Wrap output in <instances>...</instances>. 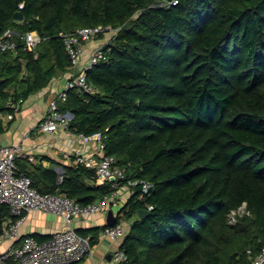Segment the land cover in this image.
I'll return each instance as SVG.
<instances>
[{
  "label": "trees",
  "instance_id": "1",
  "mask_svg": "<svg viewBox=\"0 0 264 264\" xmlns=\"http://www.w3.org/2000/svg\"><path fill=\"white\" fill-rule=\"evenodd\" d=\"M98 25L119 32L87 73L95 93L70 91L58 107L72 115L73 134L104 136L122 183L152 185L116 216L131 220L124 264H251L264 247V0H0V34L43 38L31 52L18 44L0 53V112L68 71L59 32ZM16 169L38 192L81 205L111 191L77 164L63 167L60 182L27 160ZM9 218L0 205V231ZM104 227L76 233L92 246Z\"/></svg>",
  "mask_w": 264,
  "mask_h": 264
},
{
  "label": "built area",
  "instance_id": "2",
  "mask_svg": "<svg viewBox=\"0 0 264 264\" xmlns=\"http://www.w3.org/2000/svg\"><path fill=\"white\" fill-rule=\"evenodd\" d=\"M119 28L109 25L85 27L74 32H59L57 37L61 41L69 60L68 77L64 81L63 89L51 97L46 111L38 124V131L52 135L58 129L66 130L68 145L73 138H80L86 144L91 140L96 142L98 158L84 155L82 150H74V162L87 169L94 170L96 185H109L111 191L98 201L81 205L61 194H42L32 187L29 177L18 175L16 161L26 158L19 145H0V205L10 210V216L1 228L0 244L9 241L12 244L0 252V264H73L84 261L90 256L92 246L88 238H82L74 227L75 222L87 223L96 214L106 212L109 207L119 200V189L123 188L134 193L136 189L148 193L151 183L144 180H130L122 183L125 176L117 167L115 159L104 154V136L75 135L68 130V123L72 119L69 112L61 113L58 103L64 102L70 91L94 94V87L87 81V73L106 60L103 48L118 34ZM43 40L35 32L23 34L15 30H6L0 34V53L14 51L21 44L26 51H33ZM98 41V44L85 53L86 45ZM10 104L14 114L20 112V104ZM39 211L52 214L63 220L64 228L68 231L55 232L48 241L38 242L31 236L22 237L19 228L26 214ZM245 212V205L232 211L228 216L229 223L234 224L236 216ZM128 225L120 221L114 226H105L100 235L108 239L115 247L111 254V264H124L127 256L121 249ZM18 242L19 245H15ZM249 253V252H248ZM251 264H264V247L254 257Z\"/></svg>",
  "mask_w": 264,
  "mask_h": 264
},
{
  "label": "crops",
  "instance_id": "3",
  "mask_svg": "<svg viewBox=\"0 0 264 264\" xmlns=\"http://www.w3.org/2000/svg\"><path fill=\"white\" fill-rule=\"evenodd\" d=\"M97 44L98 41L87 44L85 53L92 50ZM68 75L67 71L61 77L52 80L44 90L30 96L20 105L18 114L9 111L0 112V122L3 127V132L0 134V145H19L22 152L26 154V158L20 160H27L33 171H37L36 168L52 169L58 175V182L63 175V167L75 164L74 150H82L84 155L98 158L94 140L84 144L80 138L76 137L68 145L64 129H58L52 135L38 131L37 126L46 111L49 99L63 89L64 81ZM13 91L12 88L10 94ZM9 102L10 99L6 106L10 107L11 103L9 104ZM130 196V192L127 190L119 189V200L113 203L106 212L96 214L87 223L75 222L73 228L78 230L106 226L107 212L111 210L112 216L116 218ZM63 229L64 223L61 218L49 213L32 211L24 216L19 232L22 237L31 236L38 241L40 238H51L55 232ZM11 244L9 241L2 242L0 252L6 250ZM15 245H19V243L16 242ZM114 247L108 239L102 238L99 233L96 243L92 245L90 256L86 257L81 264H111Z\"/></svg>",
  "mask_w": 264,
  "mask_h": 264
},
{
  "label": "water",
  "instance_id": "4",
  "mask_svg": "<svg viewBox=\"0 0 264 264\" xmlns=\"http://www.w3.org/2000/svg\"><path fill=\"white\" fill-rule=\"evenodd\" d=\"M166 1H170V0H166ZM13 19L16 20V21H22L23 20V16L20 12H16L14 15H13ZM2 82V79H0V83ZM71 124L68 123L67 127L70 128ZM149 214L148 211H145V210H139L136 212V216L139 220H143L146 218V216ZM116 223V218H114L112 216V211H108L107 212V219H106V226H114ZM68 231V228H64L63 229V232H66Z\"/></svg>",
  "mask_w": 264,
  "mask_h": 264
},
{
  "label": "rangeland",
  "instance_id": "5",
  "mask_svg": "<svg viewBox=\"0 0 264 264\" xmlns=\"http://www.w3.org/2000/svg\"><path fill=\"white\" fill-rule=\"evenodd\" d=\"M238 216V215H237ZM237 216H236V218H237ZM127 224L129 225V224H131V220H128L127 221Z\"/></svg>",
  "mask_w": 264,
  "mask_h": 264
}]
</instances>
